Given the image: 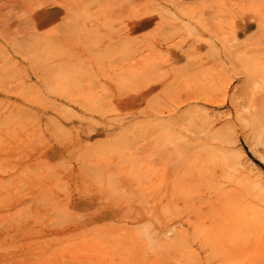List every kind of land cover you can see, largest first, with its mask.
<instances>
[{
  "label": "rangeland",
  "instance_id": "rangeland-1",
  "mask_svg": "<svg viewBox=\"0 0 264 264\" xmlns=\"http://www.w3.org/2000/svg\"><path fill=\"white\" fill-rule=\"evenodd\" d=\"M259 131L264 0H0V264H264Z\"/></svg>",
  "mask_w": 264,
  "mask_h": 264
},
{
  "label": "bare ground",
  "instance_id": "bare-ground-1",
  "mask_svg": "<svg viewBox=\"0 0 264 264\" xmlns=\"http://www.w3.org/2000/svg\"><path fill=\"white\" fill-rule=\"evenodd\" d=\"M222 69V68H221ZM224 70V69H223ZM222 71V70H221ZM222 74V73H221ZM224 74V73H223ZM198 98H199V96H197ZM204 97V96H203ZM191 99H197V98H195V97H191ZM209 99H210V97H209ZM213 101V100H212ZM174 114H176V112L174 113ZM177 115V116H176ZM176 115H173L174 117H178V114H176ZM180 115V114H179ZM173 116H171V117H173ZM167 122V121H166ZM255 137H256V139L258 140V144H259V146H261V148H262V154H264V134H262V132L261 131H259V132H256L255 133ZM261 154V153H260ZM259 156V155H258ZM259 158V157H258ZM260 161L262 162V163H264V155H262V157L260 158ZM169 169H168V171L170 172V170H171V168H172V166H171V168H170V166L168 167ZM168 171H166V173L168 172ZM208 171H209V174H211V175H214V174H216L215 176H214V183H215V185H218L219 184V182L222 180V177L224 176L223 174H222V169L220 170V173H215V171H214V169H213V167H211V168H209L208 169ZM172 172V171H171ZM170 186H172V185H170ZM170 188H172V187H169V189ZM170 192V191H169ZM170 195V194H169ZM171 197V196H170ZM240 198V196L238 195V193H237V199L233 202V204H235L236 206H240L241 205V200L239 199ZM170 199V198H169ZM244 200H245V198H244ZM243 200V201H244ZM200 201V200H199ZM204 203H205V205H208L209 204V206H212V209H211V212H204V211H202V209H200L199 211L198 210H196V216H197V218H201V217H207V221H208V227H206V233H205V235L204 236H202V239H201V241H202V245L203 246H206L205 244H209V243H212V245L215 247V249H220V251L222 250V252L221 253H223V254H225V252H228V250H224L225 249V246L227 247V244L228 245H232L233 247H236L237 246V243H238V240H235V239H231V238H228V239H226V240H230V241H222L221 242V240H224L225 238H223L222 239V235L226 232V230H227V225L228 224H230V222L233 220V219H235L234 217H233V214L230 212V209H226V208H223V207H221V205H220V202L218 201V200H215V201H212L211 199H207V200H205L204 201ZM245 204V203H244ZM247 204V203H246ZM205 205H202V206H205ZM209 206H207V207H209ZM242 206V205H241ZM244 206V205H243ZM216 207L218 210H216V213H213V209ZM205 208V207H204ZM196 209H197V207H196ZM236 217V216H235ZM182 220V219H181ZM185 220L186 221H189V218H188V216H186V218H185ZM205 229V228H204ZM200 233H201V231H200ZM213 237V238H212ZM214 237H216V239H214ZM212 238V239H211ZM192 239H194V237L192 238ZM195 240V239H194ZM193 240V241H194ZM218 240H220L219 242H221V243H217V241ZM192 241V242H193ZM197 242H199V241H197ZM203 243H205V244H203ZM198 244V243H197ZM194 245V244H193ZM199 246H200V244H199ZM240 245H238L237 246V249H238V247H239ZM210 247V246H209ZM229 247V246H228ZM231 247V246H230ZM232 247V248H233ZM241 247H242V245H241ZM203 247H201V250H203L202 249ZM213 248V247H212ZM236 249V250H237ZM214 250V249H213ZM233 250V249H232ZM244 250V249H243ZM238 251V250H237ZM240 251V250H239ZM212 252H214V251H211V253ZM210 253V252H209ZM230 253V252H229ZM234 255V254H233ZM236 255H238V254H235V256ZM224 256V258H226L225 257V255H222L221 256V258ZM207 257V256H206ZM207 258H210V257H207ZM221 258L220 257H217V260L218 261H220V262H222L221 261ZM232 258V257H231ZM220 259V260H219ZM206 260H208V259H206ZM205 260V261H206ZM210 260V259H209ZM208 260V261H209ZM197 262H199V261H197ZM115 263V262H114ZM188 263V262H187ZM201 263V262H200ZM212 263V262H211Z\"/></svg>",
  "mask_w": 264,
  "mask_h": 264
},
{
  "label": "crops",
  "instance_id": "crops-1",
  "mask_svg": "<svg viewBox=\"0 0 264 264\" xmlns=\"http://www.w3.org/2000/svg\"><path fill=\"white\" fill-rule=\"evenodd\" d=\"M41 18H42L41 16H38V15H35V14L33 15V20H34L35 24L39 23Z\"/></svg>",
  "mask_w": 264,
  "mask_h": 264
}]
</instances>
